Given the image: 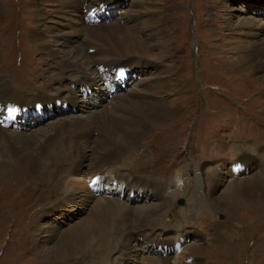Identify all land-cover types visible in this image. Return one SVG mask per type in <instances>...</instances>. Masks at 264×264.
I'll use <instances>...</instances> for the list:
<instances>
[{"label":"rangeland","instance_id":"obj_1","mask_svg":"<svg viewBox=\"0 0 264 264\" xmlns=\"http://www.w3.org/2000/svg\"><path fill=\"white\" fill-rule=\"evenodd\" d=\"M112 1L101 0L105 4L85 17L82 6L79 16L97 24L103 18L102 13L108 11L110 16L98 23L108 24L123 15L129 17L140 12L145 14L149 28L143 36L152 37L141 61L132 65L129 60H119L112 67L98 68L97 75L111 78L107 84L110 94H145L160 108H170L171 115L162 124L142 131L137 146L126 150L116 162L119 169L111 171L126 178L129 189L124 194L128 197L122 200L127 199L125 202L131 209L156 203L149 198L154 197L149 190L138 193L142 180L161 184V195L170 193L166 197L164 223L157 229L167 230L165 236L173 241L170 248L159 245L155 250L157 255L168 258L150 257L143 246L145 239L141 244L135 235L137 242L133 241L134 233L128 238L134 252L114 251L108 245L111 236L99 235L106 228L98 224V235L88 243L84 258L76 254L41 259L63 231L79 226L89 213L87 204L79 201L62 205L61 209L57 207L58 201L68 204L83 194L77 191L72 195L66 190L69 184L77 183V173H85L90 160V148L83 143L81 149L88 157L80 160L81 168L71 173L68 180H56L62 177L63 170L69 169L66 157L59 158L54 164L61 172L53 182L38 179L36 192L25 198L27 207L8 214L11 198L7 201L0 198V213L4 214V220H0V264H137L136 260L139 264L143 261L153 264L161 259L169 264H264L263 70L243 73L234 68L240 50L249 44L260 47L264 41V0H116L120 2L115 6ZM68 10L70 14L59 11L57 0H0V79H6L11 88L0 89V101L9 91L14 100L0 103V127L12 113L8 111L10 108L26 113L25 107L28 112L38 102H49L52 111L42 120L30 115L28 123L17 130L2 129L29 133L28 129L39 130L40 123L45 130L46 122L50 124L68 116L84 119L88 110L94 112L98 104L106 102L107 91L101 87L98 76L93 77L96 74L87 71L80 76L83 81L73 80L68 67L59 59L83 38L85 27L81 24L87 26L72 8ZM241 20L252 23V28L239 26ZM145 37L139 35L141 40ZM140 103L133 98L130 105L124 106L140 113ZM38 110L41 111L40 107ZM23 120L15 116L13 125ZM137 123L144 125L146 121L137 116ZM138 125L133 130H141ZM243 154L257 168L253 174V171L246 174L229 171L237 161L236 166L248 163ZM237 156L242 157L234 159ZM110 166H104L109 170L100 171L96 180L106 177ZM80 177V187L88 185L90 176ZM128 177L135 178L128 180ZM130 183L136 187L132 189ZM15 189L12 184L10 190ZM179 198H184V206L177 205ZM19 201L22 196L18 194L16 202ZM26 209L29 210L23 213ZM208 211L210 214H206ZM207 230L210 236L203 240L201 234ZM181 234L187 238L176 251L172 245L181 241ZM116 239L121 240L117 234ZM120 254L126 256L123 261Z\"/></svg>","mask_w":264,"mask_h":264},{"label":"bare ground","instance_id":"obj_2","mask_svg":"<svg viewBox=\"0 0 264 264\" xmlns=\"http://www.w3.org/2000/svg\"><path fill=\"white\" fill-rule=\"evenodd\" d=\"M100 1L101 0H57L59 11L70 14L71 11L68 9L72 8L73 13L87 25L85 26L81 24L82 27H85V31L82 36L83 38L77 42V46L75 48H71L70 52L63 55L62 58H59L61 59L62 64L68 67L71 73L70 77L73 80H82L80 76L85 74L87 71L96 74L93 75V77L97 78L99 75V72H97L98 68L101 66L112 67L119 60H129L132 65V62L134 61H141V58H144L145 51L148 48L146 43H149L148 39L152 37L151 35H147L146 37L143 36L144 30L149 28L147 26L148 21H145V14L140 12H137L136 15L132 14V16L129 17L126 15L127 18L123 15L119 19H115L108 24H98L101 23L105 17L110 16V12L108 11L104 14L102 13L103 18L100 19V22L97 24H92L85 20V15L88 16L87 12L91 8L97 7L99 3H101ZM115 1L116 0H113L111 2L114 6L120 2L116 3ZM143 4L144 3L140 4L141 9ZM82 6L85 8L82 9ZM81 9H86L84 17L83 15L79 16ZM140 19L142 20L139 21ZM239 26L251 29L252 23L241 20ZM248 33L250 34L251 32ZM139 35L145 37L146 41L141 40L142 38H139ZM40 46L44 47L43 45ZM89 52L91 54H89ZM240 53L241 54L239 56H236V63L234 66L236 71H242L245 73L248 72L247 70H263L261 80H264V41L260 44V47L249 44L240 50ZM98 79L102 81L101 87L107 91L108 97L104 104H98L96 111L92 112L91 109L88 110L86 112V114H88L84 119H74L71 116H68L57 119L55 122L52 121L50 124L49 122H46L45 125H48H46L47 128L45 130L42 128L43 126L38 123L40 129L37 131L28 129V131H30L29 133L27 131L24 133V130L12 131L2 129L5 127L3 126L4 122L1 123L0 198L5 197L3 200L6 201L8 198H11L10 205L7 204V207H9L6 209L8 214L11 212L15 214L14 210L17 208L27 207L25 204V198L36 192L34 191V188L37 183H39L38 179L53 182L57 174L61 172V169L58 166L56 167L54 161L59 158L65 159L66 157L67 166L69 168L68 170H63L61 178L59 177L56 179L59 181H64L65 179L68 180L67 178L71 173L81 168L82 162L80 160H85L88 157L81 149V145L85 143L87 147L89 146L90 148V160H88V164H86L85 173L79 172L77 174L79 178H81L80 176H83L84 174H87V179H89L90 176L89 183L88 185L85 183V186L81 188L78 183V178V181L76 180L77 183L75 182V185L73 183L74 186L69 184L70 188H66L69 194L73 195L77 191H81L83 194H81V197H78L77 200L71 201L68 204L60 203V201H58L59 206L57 207H60L61 209L62 205L69 206L76 203V201H79V203L87 204V210L90 208L89 213L78 224L79 226H74L75 228L69 232L63 231L59 238L56 235V232L53 229H50L52 234H55V237L57 236L58 240L52 248L45 250L43 258H40L43 260L57 259L73 257L76 254L84 258L88 249V243L98 235V227L100 225L102 228L106 229L99 235L111 236L108 240V245L112 247V250L119 251L121 253L125 252V254L134 252L135 248L129 247L128 245L130 240L128 238H130V236L134 233L132 236L133 241L137 242V240H139L140 243L143 244L145 239L143 246H145L144 248L146 249V254L153 258L166 259L168 258L167 255L159 256L156 254L155 250L159 245L170 248V243L173 241L168 236H165L168 234L167 230L157 229L159 225L164 223L168 203L166 197L170 193L166 196L161 195L163 193L160 188L161 184L142 180L138 184V193L142 194L144 189L149 190L154 195V197L149 198L154 200L156 203L137 206L131 209L125 202L127 199L125 201L122 200V198H125L126 196L128 197V194H124L126 189H129L126 178H119L116 176L118 173L112 172L111 170L119 169V167H117L119 163L118 161L120 158L122 159L126 150L137 146L138 137L141 132L148 126L154 127L162 124L163 121L170 117L171 109L168 107L160 108L158 104L153 103V99L145 94L129 96V92L126 94L121 93L120 95L117 93L110 94L108 86L104 85V81H106V79L101 75L98 76ZM0 89H11L6 82V79L3 77L0 79ZM130 93L133 94V92ZM82 96L85 95L82 94ZM130 97H132L131 99L138 98L141 101V108L139 109V111H141L140 113L136 109L126 108L124 106V104L130 105ZM71 100L74 102V98H71ZM11 101L14 100L9 91L7 95L1 99L0 103L6 104ZM140 104H137V106H140ZM11 114L17 116H23L25 114L26 117V113H22L21 111H14ZM136 114L137 116H141L145 119L146 123L144 125H138L139 123H137ZM38 117L41 118V120L44 118L42 116ZM24 123L27 124L28 119L23 120V122L17 125V127ZM135 125H138L141 130H133V126ZM96 132L99 134L97 138L94 136V134H97ZM244 156L245 154H243V159H249L248 163L244 162L242 163L244 166H236L235 163H238L237 161L233 163L234 165L232 164L229 167L230 172L234 174L241 172V174H246L253 171L251 172L253 174L254 171L257 170V168L251 164L250 158ZM241 157L242 156H237L234 159ZM109 164H111L112 167L110 166L111 168L108 175L101 180H96V176L100 173V171L106 172L109 170L104 169V166ZM11 173H13V176H9ZM119 173L121 174V172ZM34 175H38V178ZM132 178L129 179L128 177V180H133ZM12 184H14L16 188L13 191L10 190ZM152 184L156 185L153 186ZM182 185L183 182H181V186ZM24 186H26L25 190H23ZM129 186L134 189L136 184L130 183ZM168 189L171 190L169 185ZM18 194L22 196V201L16 202ZM80 198L85 200H80ZM3 202L1 205L6 207V204ZM28 210L26 209L23 213ZM183 211L181 210V212ZM207 213L210 214L209 211L206 212V214ZM3 215L4 214L0 213L1 217ZM184 215L187 216L186 211H184ZM1 217L0 220H4V218ZM47 225L51 228H55L51 223H47ZM214 231H216V229H214ZM116 234L119 239L121 238L120 241L116 239ZM183 234L185 233L183 232ZM209 234V230L202 232L201 238L205 240L208 236H210ZM135 235L138 237L137 240ZM180 236L182 238L181 241L173 246V248H176V251L179 248H182V242H184L187 238L182 234ZM170 237H172V235ZM115 243L116 246L114 245ZM125 243L127 244L126 246ZM142 251L144 253V250ZM125 254L119 255L123 258L121 261H123L126 257ZM132 257H134V255ZM165 259L156 260L153 264H169V262ZM136 263L139 264L137 260ZM143 264H145L144 261Z\"/></svg>","mask_w":264,"mask_h":264},{"label":"snow or ice","instance_id":"obj_3","mask_svg":"<svg viewBox=\"0 0 264 264\" xmlns=\"http://www.w3.org/2000/svg\"><path fill=\"white\" fill-rule=\"evenodd\" d=\"M8 111H9V113H11V112H14L15 109L14 108H10Z\"/></svg>","mask_w":264,"mask_h":264},{"label":"water","instance_id":"obj_4","mask_svg":"<svg viewBox=\"0 0 264 264\" xmlns=\"http://www.w3.org/2000/svg\"><path fill=\"white\" fill-rule=\"evenodd\" d=\"M183 203H184L183 199H181V200L178 201V204H179V205H180V204H183Z\"/></svg>","mask_w":264,"mask_h":264}]
</instances>
